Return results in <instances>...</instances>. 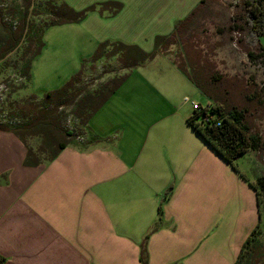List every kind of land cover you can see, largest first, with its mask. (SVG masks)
Here are the masks:
<instances>
[{
    "label": "crops",
    "instance_id": "0c3cea01",
    "mask_svg": "<svg viewBox=\"0 0 264 264\" xmlns=\"http://www.w3.org/2000/svg\"><path fill=\"white\" fill-rule=\"evenodd\" d=\"M121 1L89 7L127 8ZM189 1L193 8L200 0ZM158 4L165 9L168 0ZM46 33L31 81L47 46ZM118 44L132 52L113 56L107 49L96 66L108 59L122 62L123 69L128 61L133 69L146 60L138 46ZM157 87L162 88L157 92H168L164 85ZM119 90L87 125L74 119L76 142L84 148L68 145L41 166L29 163L31 153L37 157L29 140L0 131V258L5 264H142L144 246L147 264H235L250 234L257 227L264 232L251 187L256 174L250 181L239 166L237 172L221 159L189 125L192 114L168 112L155 122L139 152L119 151L106 130L109 118L103 122L99 117L114 105ZM134 95L123 102L144 103L141 97L148 91Z\"/></svg>",
    "mask_w": 264,
    "mask_h": 264
},
{
    "label": "rangeland",
    "instance_id": "374dc122",
    "mask_svg": "<svg viewBox=\"0 0 264 264\" xmlns=\"http://www.w3.org/2000/svg\"><path fill=\"white\" fill-rule=\"evenodd\" d=\"M104 1L106 0H66L65 2L68 5L73 4L79 8V12H82L91 4H102ZM115 1L117 0H112ZM160 1L162 0H126L124 3L127 8L122 10L117 8L100 10L102 6L98 5V10L94 11V14L92 12L86 14L85 22L82 24L50 28L45 36L46 49L33 70L35 74L33 81L28 82L22 77L19 67L12 68L3 76V80H0V122L23 123L21 118L12 119L8 114L11 111L10 104L20 102L21 105H27L26 100L43 103L45 93L61 89L75 75L83 62L94 55L97 43L103 41L110 43L107 52L119 42H125L138 46L149 56L145 61L137 63L140 67L133 69H123L122 62L110 64L108 59L102 60L103 62L99 63L96 69L85 70L78 86L96 89L106 80L105 78L120 79L127 76L115 100H112L115 101L114 105L110 104L99 115L103 122L109 118L106 130L121 152H139L146 137L155 130L153 128L155 122L168 112H178L181 116H188L193 114L196 106L208 104L206 96L192 83L190 64L191 61L196 62L198 58L194 49L196 44L200 43L198 45L200 47L204 40L208 41V45L220 44L216 54L220 62L218 70L221 73L229 75L231 79L235 74L241 75L264 95V70L252 66L246 58L243 45L233 42L240 40V36L226 32L234 28L233 21L240 16L239 0H206V6L200 9L196 8L203 0L193 8L189 0H183L182 3H178V0H168L165 9L156 7L160 6L158 4ZM13 2L20 4L21 0H5L4 3H0V14L3 13L1 9L13 7ZM62 3L60 0L48 5L45 0H36L37 14L29 17L30 22L37 24L48 22L52 13L56 12V5L60 6ZM195 10L198 11L193 14ZM117 11L119 14L113 16L112 14ZM154 16H158L159 20ZM3 19L8 25L5 26L6 28L2 25L0 15V26L4 28L9 40H6L0 49L3 47H5L4 51L14 49L8 59L20 60L22 52L28 47L29 54H34L39 46L33 37V32L30 30L28 34L26 26L24 29L23 24L20 25L16 17L6 15ZM220 31L226 33L221 37ZM216 35L218 37H213ZM158 37L159 45L156 46ZM145 38L146 45L143 47L141 44ZM260 44L264 47V38L260 39ZM209 55L206 57L208 68L214 73L215 61ZM188 57L192 60L190 61ZM177 67L181 69L178 70ZM183 69L187 74L181 71ZM0 73H6L4 67L0 66ZM6 78H9L7 83L9 85L4 81ZM10 85L12 88H9ZM159 85H164L168 92H157L156 89H162L157 87ZM228 85L232 98L244 102L241 92L242 79L228 80ZM17 87L21 89L14 92V88ZM143 91L144 93L148 91V96L141 97L144 103L137 102V106H134V101L128 104L123 102L124 99H134V94L137 96ZM34 94L37 98L31 99ZM50 105L60 106L55 100ZM31 108L33 109L32 106ZM44 114H36L35 121L45 120L46 116L47 121H50L49 113L44 112ZM61 122L62 126L71 129L77 135L76 130L72 128L76 122L73 116H67L64 124L61 118ZM56 126L61 127L60 120L52 124L53 129ZM256 126L264 136V116L256 119ZM28 140L37 151L41 139L29 137ZM237 164L248 180L253 181L255 174L257 176L255 182L259 178H264V154L255 153L254 156L251 154L238 160ZM262 213L264 217V205ZM260 239L264 242V232Z\"/></svg>",
    "mask_w": 264,
    "mask_h": 264
},
{
    "label": "trees",
    "instance_id": "16d2710c",
    "mask_svg": "<svg viewBox=\"0 0 264 264\" xmlns=\"http://www.w3.org/2000/svg\"><path fill=\"white\" fill-rule=\"evenodd\" d=\"M16 1V0H13ZM18 1V0H17ZM1 0L0 3H4ZM48 5H52L54 0H45ZM240 16L235 18L234 28L228 29L226 32L230 34H238L240 40L233 41L243 45L246 58L252 66L259 67L264 70V47L260 44V39L264 38V0H239ZM36 0H21L20 4H14L13 7L8 6L6 9H1L2 25L4 28L8 26L4 21V16L8 15L16 17L19 24H23L33 32V37L38 43V50L34 54H29L28 48L25 49L20 60L10 61L9 55L13 54L14 49L4 51L5 47L0 49V66L4 67V72L0 73V80L8 74L12 68L21 69V76L28 82L32 80V67L34 61L40 57L45 47L44 35L47 30L53 27H60L69 24H80L86 14L93 12L96 7L91 6L82 12L75 11L67 4L60 6L56 5V12L52 13L48 22L44 24L31 23L29 17L37 14ZM107 6V4H104ZM206 6V0H203L196 9ZM198 11L195 10L193 14ZM32 13V14H31ZM69 15V16H68ZM0 26V47L9 37L4 33V28ZM225 31H220L222 37ZM27 34V35H28ZM218 37V35L213 36ZM208 39V38H207ZM211 39V37H210ZM159 38L156 40V46ZM208 41L202 42L200 47L196 44L195 51L198 55L197 61H191L192 83L202 92L208 99L206 106H197L194 109L192 116L188 119L189 125L197 132V134L209 145L216 153L229 164L235 171L239 172L238 160L245 157L249 153L264 154V136L256 126V119L264 116V95L259 89L244 77L235 74L234 78L242 79L243 88L242 98H232L228 80H233L229 75H225L218 70L220 62L217 60L216 50L220 44L208 45ZM226 44V43H225ZM110 47L109 42L101 43L93 57L83 63L80 71L75 74L61 89L47 93L43 98V103L35 100H26L27 105H21L20 102L11 103L9 108L12 119L21 118L23 123L0 122V131L10 132L17 135L23 141H27L29 137H38L41 139V145L37 150V157L34 158L32 153L29 156V163H35L36 166H41L45 162L53 161L59 153L68 145L79 146L84 148L81 143L77 144L76 134L62 126L65 118L73 116L75 120L83 125H87L93 113L102 108L105 103L119 90L126 81L127 76L123 78L106 79L96 89L89 86L78 87L81 79L85 74V65L90 64V69H96V64L108 54L106 50ZM111 55H122L132 52V49L125 45H115L111 50ZM212 56L215 61L213 70H209L207 55ZM149 57L146 55V58ZM125 69L132 68L134 64L124 62ZM183 73L187 74L183 69ZM2 72V71H1ZM6 84L9 78L4 80ZM9 85V84H7ZM12 88L10 85L9 88ZM20 87L14 88V92L20 90ZM31 99H35L32 96ZM53 100L59 102L60 106L52 107L50 103ZM32 104H31V103ZM33 107V109L31 108ZM73 107L68 113L66 109ZM48 112L50 121L45 120L35 121L36 114H44ZM60 120L61 127L53 129L52 124ZM27 144V143H26ZM29 145V144H28ZM49 157V158H48ZM251 187L257 194L259 208L262 211L264 205V178H259L257 182L252 183ZM162 209H160L161 212ZM160 222V220H159ZM262 232L257 227L245 241L241 253L235 264H264V242L261 241ZM149 237H147L148 239ZM146 247L141 249V262L147 264L144 259L146 255ZM7 260L0 258V264H5Z\"/></svg>",
    "mask_w": 264,
    "mask_h": 264
},
{
    "label": "built area",
    "instance_id": "2783aa9c",
    "mask_svg": "<svg viewBox=\"0 0 264 264\" xmlns=\"http://www.w3.org/2000/svg\"><path fill=\"white\" fill-rule=\"evenodd\" d=\"M186 101L188 102V100H186ZM195 108H197V106H196ZM195 108H194V109H195Z\"/></svg>",
    "mask_w": 264,
    "mask_h": 264
}]
</instances>
